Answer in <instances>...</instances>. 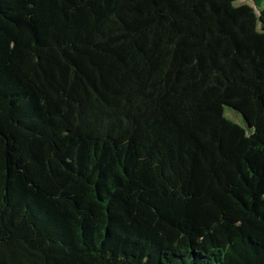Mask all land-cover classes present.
Masks as SVG:
<instances>
[{"label": "trees", "instance_id": "trees-1", "mask_svg": "<svg viewBox=\"0 0 264 264\" xmlns=\"http://www.w3.org/2000/svg\"><path fill=\"white\" fill-rule=\"evenodd\" d=\"M241 1L0 0V264H264Z\"/></svg>", "mask_w": 264, "mask_h": 264}, {"label": "rangeland", "instance_id": "rangeland-1", "mask_svg": "<svg viewBox=\"0 0 264 264\" xmlns=\"http://www.w3.org/2000/svg\"><path fill=\"white\" fill-rule=\"evenodd\" d=\"M241 3H248L251 4L250 0H242ZM225 116L229 120L235 122L236 124L242 126V127H247L246 121L244 118L235 110L231 109L230 107H225Z\"/></svg>", "mask_w": 264, "mask_h": 264}]
</instances>
